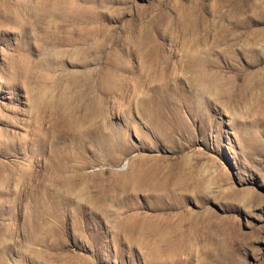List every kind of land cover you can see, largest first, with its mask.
Wrapping results in <instances>:
<instances>
[{
	"label": "rangeland",
	"instance_id": "obj_1",
	"mask_svg": "<svg viewBox=\"0 0 264 264\" xmlns=\"http://www.w3.org/2000/svg\"><path fill=\"white\" fill-rule=\"evenodd\" d=\"M0 264H264V0H0Z\"/></svg>",
	"mask_w": 264,
	"mask_h": 264
}]
</instances>
